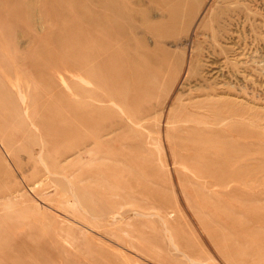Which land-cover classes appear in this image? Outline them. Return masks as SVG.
Masks as SVG:
<instances>
[{"label":"rangeland","instance_id":"1","mask_svg":"<svg viewBox=\"0 0 264 264\" xmlns=\"http://www.w3.org/2000/svg\"><path fill=\"white\" fill-rule=\"evenodd\" d=\"M192 262L264 264V0H0V264Z\"/></svg>","mask_w":264,"mask_h":264},{"label":"bare ground","instance_id":"2","mask_svg":"<svg viewBox=\"0 0 264 264\" xmlns=\"http://www.w3.org/2000/svg\"><path fill=\"white\" fill-rule=\"evenodd\" d=\"M151 29H154L150 26ZM158 32V31H157ZM158 38L161 42H169L171 41L170 39H168V36L166 35V32H159L158 34ZM193 38V37H192ZM151 42V41H150ZM175 43V45H178V41H173ZM172 43V42H171ZM180 43V42H179ZM169 44V43H167ZM186 44V43H185ZM188 44V43H187ZM173 46V45H172ZM262 55V54H261ZM257 61V60H256ZM254 67V66H253ZM132 68V75H133V79L138 83V81H140V78H146L150 75V77H152L151 72L148 70V67L145 64H141V63H135L133 64ZM23 95V94H22ZM43 150V149H42ZM49 172V171H48ZM52 173V172H50ZM67 180V179H66ZM69 184V183H68ZM136 213V212H135ZM130 214V213H129ZM128 215V214H127ZM117 216V215H115ZM194 263V262H192ZM195 264V263H194Z\"/></svg>","mask_w":264,"mask_h":264}]
</instances>
